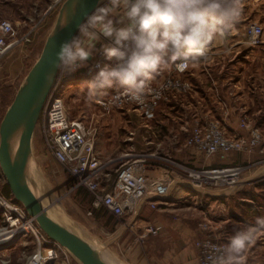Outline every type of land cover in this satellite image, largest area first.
Here are the masks:
<instances>
[{"label":"rangeland","instance_id":"374dc122","mask_svg":"<svg viewBox=\"0 0 264 264\" xmlns=\"http://www.w3.org/2000/svg\"><path fill=\"white\" fill-rule=\"evenodd\" d=\"M64 1L0 0V22L12 24L17 41L0 55V122L40 55ZM107 3L108 0H104L100 7ZM111 18L115 22L119 17ZM99 35L92 54L96 61L101 44L107 43V39ZM83 41L86 47L92 43L86 37ZM214 42L215 46L220 45V57L233 59L235 69L230 72H244L247 96H235L232 90L226 92L228 88L225 94L218 92V96H210L214 88L210 81L213 78L210 49L205 57L191 61L183 70L175 65L162 70L141 94V104L122 87L89 95L87 85L98 71L91 69L90 60L71 74L59 68L56 87L64 99L68 118L82 121L87 134L95 141L100 172L108 175L107 178L102 176L103 185L113 184L120 165L141 160L146 174L159 178L171 175L176 180L169 196L174 200L170 209L186 214L187 222L192 224L190 235L191 238L194 235L192 243L197 264H201L198 246L206 242L212 253L216 247L224 248L223 264H264V96L258 93V68L263 56L259 51L260 46H264V0H242L241 14L232 29ZM249 50L252 52L247 54ZM246 54L248 58L243 59ZM104 65L114 66L115 63L105 60L101 67ZM148 102L155 104L151 119L143 116L142 107ZM41 119L42 116L32 140L33 166L54 195L56 218L60 220L57 209L72 227L107 248V239L101 235L94 219L95 210L88 207L92 194L83 187L73 188L68 170L60 166L47 149ZM196 129L202 130L203 138L222 139L234 149L209 157L197 152L189 145ZM232 168L239 169L238 184L234 187L227 188L211 180L215 176L213 172ZM250 176L252 178L248 179ZM194 177L197 179L193 180ZM193 183L196 189L190 188ZM6 188L0 171V264H27L37 253V244L32 235L23 231L18 233L14 229L8 233L9 212H12L6 205H12L13 197L6 196ZM231 192H235L234 195H227ZM150 203L149 208L154 210L156 207L152 208ZM89 211L91 216L87 215ZM11 217L16 218V215ZM116 225L112 231L124 232L134 239V228L130 229L125 219L117 220ZM140 233L143 234V228ZM240 233L249 239L239 253L230 254L231 240ZM99 234L102 237L98 239ZM107 249L118 258L128 253L127 248L119 252L116 244ZM129 251L133 253L134 247ZM60 263L77 264L65 250L60 253Z\"/></svg>","mask_w":264,"mask_h":264},{"label":"clouds","instance_id":"9594fccd","mask_svg":"<svg viewBox=\"0 0 264 264\" xmlns=\"http://www.w3.org/2000/svg\"><path fill=\"white\" fill-rule=\"evenodd\" d=\"M241 11L242 0H108L79 25L78 37L60 45L54 66L67 74L85 67L102 34L111 43H102L100 51L117 63L97 65L89 95L122 87L139 101L162 70L173 65L183 70L205 57L209 42L223 38ZM113 16L119 18L114 22ZM85 37L92 41L87 47ZM248 239L243 233L233 237L230 254L239 253Z\"/></svg>","mask_w":264,"mask_h":264},{"label":"built area","instance_id":"2783aa9c","mask_svg":"<svg viewBox=\"0 0 264 264\" xmlns=\"http://www.w3.org/2000/svg\"><path fill=\"white\" fill-rule=\"evenodd\" d=\"M106 39L107 43H111L108 38ZM16 43L12 24L7 21L0 22V55L5 54ZM95 58L91 55L90 61L93 64L91 69H98L97 65L101 67L105 60L117 63L115 58L107 59L102 52L97 57V61ZM88 74L90 75V73ZM137 102L141 104L139 101ZM154 106L153 102H148L144 108L142 107L144 109L143 116L146 119L152 118ZM41 116L42 130L48 151L60 166L68 170L74 182L73 188L83 187L92 194L93 210L104 208L119 220L125 219L127 226L131 229L134 227V217L138 216L142 206L147 201L152 198L162 199L170 196L176 180L171 175L159 178L153 174H146L145 165L141 160L120 165L116 170V178L113 184L110 187L103 185L102 176L107 178L108 175L100 172L101 165L95 150V141L87 134L82 121L68 118L64 99L57 90L56 82L44 103ZM201 131L196 129L193 133L194 137L189 141V145L193 146L197 152L204 153L205 156L209 157L219 151L227 152L234 149V146L228 145L222 139L218 138L212 141L208 140L207 137L203 138ZM213 173L215 176L211 180L215 184L222 183V186L227 188H232L238 184L239 169L237 168ZM189 177L192 178L193 176L189 175ZM99 179L101 181H98ZM196 179L194 177L193 180ZM190 188L196 189L197 186L193 183ZM12 202V205L9 206L4 200V205L12 212H9V217L13 218L11 216L16 215L17 219L16 226L10 227L9 224L8 233L11 234L14 229L18 233L23 231L26 235H32L37 244V253L29 259L27 264H58L63 248L47 238L36 225L34 219L26 215L23 207L17 205L14 200ZM150 205L152 208L156 207L153 202ZM87 215L91 216V212H87ZM157 233V229L150 225L143 228L144 236L156 235ZM198 247L201 264H221L223 262V247L214 248L213 253L209 251L211 247L207 242Z\"/></svg>","mask_w":264,"mask_h":264},{"label":"water","instance_id":"95a60500","mask_svg":"<svg viewBox=\"0 0 264 264\" xmlns=\"http://www.w3.org/2000/svg\"><path fill=\"white\" fill-rule=\"evenodd\" d=\"M104 0H65L48 33L40 55L18 87L0 122V170L17 205L51 242L72 254L81 264H122L62 227L45 209L33 177L32 140L44 103L59 68L56 54L70 41ZM91 59V56L87 61Z\"/></svg>","mask_w":264,"mask_h":264},{"label":"crops","instance_id":"0c3cea01","mask_svg":"<svg viewBox=\"0 0 264 264\" xmlns=\"http://www.w3.org/2000/svg\"><path fill=\"white\" fill-rule=\"evenodd\" d=\"M212 41L213 42L207 46V49H210L212 52L210 70L213 74V78L210 81L212 83L211 86L214 88L211 89L210 96H218V92L225 94V88H228L226 92L232 90L235 96H247L248 94L245 92L244 72L242 71L240 74L238 72H230V69H235L233 59H227L225 56L220 57L219 52H222L218 50L220 45L215 46L214 39ZM260 49L259 53L263 56L258 68V93L260 96H264V46H260ZM251 52L252 51L249 50L247 54ZM247 54L243 59L248 58ZM213 57H216L217 60ZM238 64L239 62L236 63V65ZM243 64H245V61H243ZM194 93L196 94V91ZM251 178L252 176L248 179ZM236 192L238 193V191ZM234 193L235 192L227 193V195H234ZM149 202L156 204L154 210L149 208ZM173 203L174 200L172 198L170 199V197L162 199L152 198L147 201L142 206L138 216L134 217L133 240L130 236H125L124 232L111 230L114 227L117 228L116 221L119 219L104 208L95 210L94 219L100 226L101 235H105L108 247L116 244L119 252L127 248L126 250L128 251L125 252L128 253H126V255H121L119 258L115 256L121 263L197 264L196 252L192 243L194 235L192 238L190 235L192 224L187 222L188 217L186 214L171 212L173 210L170 209V207ZM91 206L92 200L88 204L89 209L92 208ZM195 217L196 216H191L190 218ZM146 225L156 228L158 234L144 236L140 232ZM99 237L102 236L99 234L98 239ZM133 247L134 252L130 254L129 250Z\"/></svg>","mask_w":264,"mask_h":264},{"label":"bare ground","instance_id":"6f19581e","mask_svg":"<svg viewBox=\"0 0 264 264\" xmlns=\"http://www.w3.org/2000/svg\"><path fill=\"white\" fill-rule=\"evenodd\" d=\"M1 171V170H0ZM2 174V172H1ZM33 177L37 186V194L38 197L41 199V202L43 204V206L45 207V209L49 212V214L65 229H67L69 232H71L72 234H74L75 236H77L78 238H80L81 240H83L84 242H86L87 244H89L90 246L94 247V248H99V249H103V251L105 252V254L109 257H114L116 260L117 258L110 253V251L107 248L101 247L100 245H98V243L90 236H88L86 233H84L82 230H79L76 227H72L70 222L68 221L67 218H65V216H63L62 214H60L57 209H56V214L58 215L59 219L58 220L56 217V215L54 214V207L56 208V206L53 205V201H54V195H52V193L50 192V188L46 185V183L44 182V180L40 179L41 177L38 174V171H36V169H34L33 166ZM178 188V187H177ZM186 191H188V189L186 188ZM5 204V203H4ZM17 225V219L16 218H10V227H14ZM8 234V233H6ZM11 237V236H10ZM2 237L0 236V239ZM4 238V237H3ZM4 239H2L1 241H3ZM2 243V242H0ZM65 250L73 259L77 264H81L72 254H70L66 249ZM118 261V260H117ZM121 263V262H120ZM124 264V263H122Z\"/></svg>","mask_w":264,"mask_h":264},{"label":"trees","instance_id":"16d2710c","mask_svg":"<svg viewBox=\"0 0 264 264\" xmlns=\"http://www.w3.org/2000/svg\"><path fill=\"white\" fill-rule=\"evenodd\" d=\"M5 193H6V196H9L10 195V192H9L8 188H6Z\"/></svg>","mask_w":264,"mask_h":264}]
</instances>
